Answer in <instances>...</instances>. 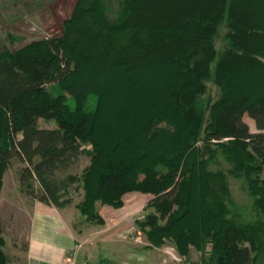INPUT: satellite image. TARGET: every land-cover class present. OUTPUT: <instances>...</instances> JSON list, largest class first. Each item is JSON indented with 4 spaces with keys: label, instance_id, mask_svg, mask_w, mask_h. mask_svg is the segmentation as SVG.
Returning a JSON list of instances; mask_svg holds the SVG:
<instances>
[{
    "label": "trees",
    "instance_id": "1",
    "mask_svg": "<svg viewBox=\"0 0 264 264\" xmlns=\"http://www.w3.org/2000/svg\"><path fill=\"white\" fill-rule=\"evenodd\" d=\"M107 1L75 0L61 34L0 50V190L17 157L34 200L64 208L80 185L86 221L103 224L98 206L119 208L126 193L150 194L136 220L149 246L255 264L264 222L236 220L226 178L244 180L264 214V0H118L113 19ZM81 154V175L66 172ZM219 156L227 170L212 168ZM4 244L0 227V264Z\"/></svg>",
    "mask_w": 264,
    "mask_h": 264
},
{
    "label": "rangeland",
    "instance_id": "2",
    "mask_svg": "<svg viewBox=\"0 0 264 264\" xmlns=\"http://www.w3.org/2000/svg\"><path fill=\"white\" fill-rule=\"evenodd\" d=\"M74 3L75 0H0V50H16L30 41L40 38L44 34L49 36L61 34V23L70 16ZM106 6L108 16L113 19L119 8L118 0H108ZM32 27H35L36 31H32ZM225 31V28L221 27L218 37L213 40V47L216 51L222 49V36ZM47 87L52 89L53 85L49 84ZM208 89L212 99H215L219 92L218 89L210 83H208ZM243 120L251 131H257L253 120L246 114L243 116ZM37 122L43 128L55 127L53 121L39 118ZM83 146L87 150L90 149L88 144ZM89 158V155L81 154L69 165L66 172L80 176L83 169L88 166ZM24 165L25 163L17 157H13L2 176L0 227L7 243L8 256L14 255V253L17 254L20 250L24 249L28 238L31 209L33 203L36 201L21 190L18 174L19 169ZM229 167L230 165L221 156L218 158V163L212 165V168H221L223 170H227ZM260 177L264 179V165L260 172ZM34 186L37 188L38 184L34 182ZM226 186L229 199L228 207L237 221L248 223L264 222V214L255 206V198L247 190L244 180L228 175ZM82 193L80 185L72 191L73 203L71 207L74 208L75 204L81 201ZM151 197L147 196L145 200L144 197H142L143 199L139 198V200H137V197L132 198L135 199V211L131 215L132 218L124 220L125 223L123 225V229H127V226H129L130 232L120 234L119 238L125 242L132 241L133 247H138L137 249H140V252H138L139 259L129 260V263L126 262V264H143L149 258L151 261H147L146 263L150 264H201V253L194 249L190 251V254L186 258L179 256L170 243L156 247L157 249L152 248L151 250H147L148 242L144 233L137 226L136 218H143L150 210L145 209L144 206ZM102 206L104 205L98 206V212H100ZM126 212L132 211L127 210ZM133 216L135 217V221H133ZM131 253L136 255L134 250H131ZM126 259L128 260V258ZM137 260L140 261L138 262ZM255 264H264V254L260 255Z\"/></svg>",
    "mask_w": 264,
    "mask_h": 264
},
{
    "label": "crops",
    "instance_id": "3",
    "mask_svg": "<svg viewBox=\"0 0 264 264\" xmlns=\"http://www.w3.org/2000/svg\"><path fill=\"white\" fill-rule=\"evenodd\" d=\"M147 196L151 195L129 192L123 195L121 207L102 206L99 214L103 224L84 220L77 208L71 205L57 208L36 200L29 217V232L24 249L8 256L5 240L4 252L8 264H70L67 258L74 264H126L129 260L139 259L140 249L133 247L132 241H123L119 235L130 232L129 226L123 229V225L124 220L132 218L134 214L136 206L132 198L137 197L139 200L144 197L145 200ZM133 219L135 221V217ZM147 248L157 249L149 246V243ZM147 261H151L150 258L143 264H150Z\"/></svg>",
    "mask_w": 264,
    "mask_h": 264
},
{
    "label": "built area",
    "instance_id": "4",
    "mask_svg": "<svg viewBox=\"0 0 264 264\" xmlns=\"http://www.w3.org/2000/svg\"><path fill=\"white\" fill-rule=\"evenodd\" d=\"M32 31H36V28L35 27H32L31 28ZM50 36L49 35H46L44 34L43 36H40V38H49ZM67 261L70 263V264H74L73 261L70 260V258H67Z\"/></svg>",
    "mask_w": 264,
    "mask_h": 264
}]
</instances>
